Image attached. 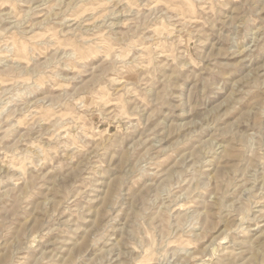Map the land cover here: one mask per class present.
I'll return each mask as SVG.
<instances>
[{
    "label": "clouds",
    "instance_id": "9594fccd",
    "mask_svg": "<svg viewBox=\"0 0 264 264\" xmlns=\"http://www.w3.org/2000/svg\"><path fill=\"white\" fill-rule=\"evenodd\" d=\"M0 264H264V0H0Z\"/></svg>",
    "mask_w": 264,
    "mask_h": 264
}]
</instances>
